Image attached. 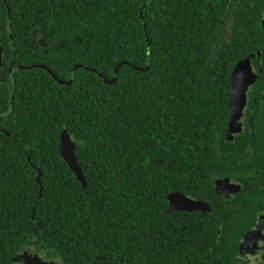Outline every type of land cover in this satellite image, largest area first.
<instances>
[{"label":"trees","instance_id":"16d2710c","mask_svg":"<svg viewBox=\"0 0 264 264\" xmlns=\"http://www.w3.org/2000/svg\"><path fill=\"white\" fill-rule=\"evenodd\" d=\"M21 6L17 68L0 86V103L9 85L14 94L0 109V264L24 252L58 264H237L227 256L251 221L224 219L214 182L232 71L262 46L264 0ZM25 37L43 43L28 50ZM63 130L84 188L59 155ZM172 193L210 211L166 213Z\"/></svg>","mask_w":264,"mask_h":264},{"label":"flooded vegetation","instance_id":"af4514ba","mask_svg":"<svg viewBox=\"0 0 264 264\" xmlns=\"http://www.w3.org/2000/svg\"><path fill=\"white\" fill-rule=\"evenodd\" d=\"M24 8L25 6L20 7V0H0V86L4 73L10 80L17 68L14 63L20 51L16 46L14 29L20 24V12ZM42 41L36 37H25L24 45L28 50H35L37 49L35 46L42 44ZM261 41L262 46L257 48L256 59L251 56L242 60L248 61V73L249 77H253V81L244 93L239 118L231 122L233 119L229 101L232 86L230 87L224 132V178L214 182V194L224 198V219L228 217L243 219L245 216L251 221L250 229L237 239L234 253L227 256L237 264H264V38ZM6 58L9 59L8 63H5ZM11 88L12 85H9L7 104L0 103L1 111L2 106L5 108L7 106L8 111L12 109L14 94ZM7 113H0V116ZM221 180H224V194H216L215 183ZM204 205L207 210L203 213L209 212L210 208L207 204ZM33 255L46 261L40 254Z\"/></svg>","mask_w":264,"mask_h":264},{"label":"water","instance_id":"95a60500","mask_svg":"<svg viewBox=\"0 0 264 264\" xmlns=\"http://www.w3.org/2000/svg\"><path fill=\"white\" fill-rule=\"evenodd\" d=\"M0 55H1V48H0ZM248 64H249L248 61L246 60L242 61L238 63L232 71V76H231L232 93L229 102H230V111L232 114L231 118L233 120H230V122L239 118L243 107L244 93L246 91L247 86L250 85L253 81V77H249ZM34 67L44 68L42 66H31L30 68H34ZM79 67L82 66L76 65L74 66V69ZM48 72L52 76V78L57 81V83L63 84L62 81L56 79L53 73H51L50 71ZM101 77L103 78V81L107 84H114L116 82L115 79L108 80L103 76ZM58 151L64 163L68 166V168L75 176L76 180L84 188L86 186V180L84 178L81 168L77 164L75 144L66 130H63L60 133ZM37 172L38 173L36 180L41 175V172L39 170H37ZM215 193L224 194V180L217 181L215 183ZM167 200H168V208L166 210V213H172L176 211L204 212L207 210L206 205H204L202 202L192 200L179 193L169 194L167 196ZM16 261L21 262L22 264H57L53 262L43 261L37 255H31L27 252H24L22 255L18 256L16 258Z\"/></svg>","mask_w":264,"mask_h":264}]
</instances>
